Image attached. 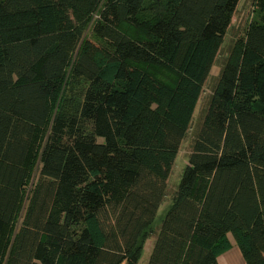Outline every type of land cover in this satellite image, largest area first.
<instances>
[{
    "label": "trees",
    "instance_id": "1",
    "mask_svg": "<svg viewBox=\"0 0 264 264\" xmlns=\"http://www.w3.org/2000/svg\"><path fill=\"white\" fill-rule=\"evenodd\" d=\"M238 2L0 0V264H264V0L152 228Z\"/></svg>",
    "mask_w": 264,
    "mask_h": 264
},
{
    "label": "rangeland",
    "instance_id": "2",
    "mask_svg": "<svg viewBox=\"0 0 264 264\" xmlns=\"http://www.w3.org/2000/svg\"><path fill=\"white\" fill-rule=\"evenodd\" d=\"M256 1L257 0H239L237 4L236 10L231 19L229 28L223 38V42L216 55L214 64L211 67L208 77L206 78L203 84L202 93L195 107L189 129L180 144L178 153L176 155V158L171 168L170 175L166 181V196L164 198L163 203L160 205L157 211L156 217L154 219V222L152 224V228L154 231L158 229L161 223V220L164 217L170 205L171 196L173 192L175 191L179 183L182 171L186 166L187 157L190 153L191 145H192L195 133L201 123V119L203 117L207 101L215 86L220 67L223 61L225 60V58L227 57L229 49L232 46L233 42L243 34V31L246 25L248 24V22L250 20H254L259 15L258 9L256 6ZM160 74L161 76L169 77V75L166 73L160 72ZM229 237L232 239L230 235ZM153 243H154V237H150L149 239L146 240V242L143 245L141 257H140L138 264L147 263Z\"/></svg>",
    "mask_w": 264,
    "mask_h": 264
},
{
    "label": "crops",
    "instance_id": "3",
    "mask_svg": "<svg viewBox=\"0 0 264 264\" xmlns=\"http://www.w3.org/2000/svg\"><path fill=\"white\" fill-rule=\"evenodd\" d=\"M229 242L231 244V248L217 258V263L244 264L240 251L238 250V248L236 247V245L234 244L231 238H229Z\"/></svg>",
    "mask_w": 264,
    "mask_h": 264
}]
</instances>
